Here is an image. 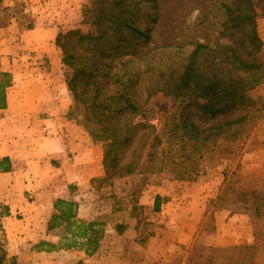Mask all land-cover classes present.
<instances>
[{
	"label": "trees",
	"instance_id": "1",
	"mask_svg": "<svg viewBox=\"0 0 264 264\" xmlns=\"http://www.w3.org/2000/svg\"><path fill=\"white\" fill-rule=\"evenodd\" d=\"M208 2L205 18L216 33L211 42L151 46L160 19L159 0H93L83 7L82 23L87 27L59 31L56 37L72 98L69 115L103 143L105 174L95 180L104 186L117 179L143 177L144 183L132 186L126 201L111 212L119 232L127 223L119 219L118 211H129L139 227L143 208L137 203L149 175L199 181L208 159L220 152L231 158L233 147L228 146L240 144L264 120V97L256 93L264 84V40L258 30L264 0ZM1 75L3 106L11 74ZM227 115L236 117L202 128L196 122ZM10 167L9 157L0 160V171ZM226 200L254 205L264 236V181L240 188L227 175L198 226L200 233L216 232L217 206ZM159 201L157 196V209ZM75 207L74 200L59 198L46 229L63 226L64 235L58 242L43 239L32 247L47 251L78 247L92 256L105 234L106 221H77ZM9 212L0 205V220ZM256 246L251 243L246 248ZM188 252L184 264H215L218 247L196 240ZM256 262L252 253L247 264ZM0 264L21 262L18 255L9 257L0 243ZM75 264L87 263L80 259Z\"/></svg>",
	"mask_w": 264,
	"mask_h": 264
},
{
	"label": "crops",
	"instance_id": "2",
	"mask_svg": "<svg viewBox=\"0 0 264 264\" xmlns=\"http://www.w3.org/2000/svg\"><path fill=\"white\" fill-rule=\"evenodd\" d=\"M57 31L43 26L24 30L10 23L0 34V81L2 72L11 74L6 105L0 106V160L9 157L11 162L8 171H0V205L8 207L10 212L1 217L0 227L10 239L32 238L27 252L23 246L20 249L19 245H11L13 254L24 255L21 263L28 255L40 258L71 253L80 255L71 263L75 264L81 256L88 255L78 247L50 251L32 247L43 239L58 242L64 235L63 226L46 229L59 198L76 202L77 221L100 222L105 214L117 211L120 206L104 209L106 185L91 184L92 178L105 174L103 155L98 154L97 145L69 115L72 98L65 81L61 50L55 43ZM20 38L26 48L38 53H19ZM32 61L37 65L30 70L23 68V63ZM165 178L162 184L172 188L171 191H158L151 200H146L147 192L152 189V185H146L137 203L143 209L149 207L159 213L162 222L160 230L144 241L145 254L151 263L179 258L184 247L197 236L207 200L219 189L210 180L199 183L177 181L166 175ZM114 185L115 182L109 186ZM94 193L98 199L88 203L92 200L87 196ZM157 196L160 197L158 209ZM221 219L222 216L217 218V225ZM137 222L136 219L127 221L123 232L115 229V223L112 229L121 238L131 237L132 243L139 242ZM104 236L92 256L102 252Z\"/></svg>",
	"mask_w": 264,
	"mask_h": 264
},
{
	"label": "rangeland",
	"instance_id": "3",
	"mask_svg": "<svg viewBox=\"0 0 264 264\" xmlns=\"http://www.w3.org/2000/svg\"><path fill=\"white\" fill-rule=\"evenodd\" d=\"M92 1L0 0V34L10 23H16L20 29L24 30L29 28L30 25H32L31 28L37 26L56 28L58 33L74 27L86 28L87 26L82 23L83 7L89 5ZM159 4L160 19L153 29L150 41L151 46L173 42L182 43L189 40L211 42L216 39V33L211 29V20L205 18V14L209 9L208 0H159ZM258 30L264 40V15L258 18ZM26 46L25 41L20 38L17 48L19 53H38L37 50L30 47L26 48ZM11 48L13 52L16 51L15 47ZM22 65H25L23 68L26 70H30L37 63L32 61L25 62ZM256 93L264 97V84L258 87ZM234 117L236 115H227L208 121L196 120V122L202 128ZM157 122L155 121V123ZM77 124L97 145L98 154L100 152L103 155V143L96 139L90 128L78 123V121ZM228 147H233L232 152L234 153L230 156L231 158L226 157L227 155L224 152L217 153L213 158L207 160L205 174L200 177L199 181L195 182L205 183L213 181L216 187L218 186L220 189L226 175L240 188L248 187L255 180L264 181V120L253 129L244 141L234 146L230 144ZM142 178V176L136 175L126 179H117L114 186L106 185L104 190V209L112 208L113 205L118 206L120 202L126 201L129 189L134 185H142L144 183ZM95 179H91V184L99 187V182ZM147 179L148 183L146 185H152V189L147 192L146 200H151L158 191L166 193V191H171L172 189L168 186L164 187L162 184L166 179L165 174H152ZM219 189L214 197L207 200L205 212L209 208L211 199L217 196ZM87 198H89V201L92 200L88 203H94L98 199L95 193L87 196ZM254 209V205L237 200L219 202L217 218L219 219L222 216V219L218 225L216 224V232L212 234L200 233L198 230L193 242L197 240L204 244L217 246L218 253L215 264H240L241 261L247 264L252 253L256 256V264H264V236L262 227L256 220ZM91 213L95 214L94 212ZM129 213V211H126L125 214L118 213V217L127 222L132 219ZM111 214V212H108L102 217V220L106 221L104 229L107 230L104 236L102 252L92 257L89 255L81 256L87 264H184L189 253L188 249L193 242L184 247V251L178 256L179 258H175L170 262L155 260L151 263L147 259L144 249L146 243H144L145 240L143 241L142 237L149 238L150 234H155L160 230L162 222L159 213L149 207L139 211V217L141 218L137 228H139L138 237L140 239L139 242L136 241L135 243L131 242L134 240L133 238H121L114 232L112 229L113 223L116 222L117 218L116 220L112 219ZM2 229L0 227V243L7 250L8 256L18 255L19 259L24 257L22 254H13L10 250L11 245H19L20 249L23 246V249L27 252L31 248L32 238L10 239ZM251 243H256L257 246L248 250L246 246ZM79 257L80 255L71 253L43 255L40 258H31L28 255L22 260L21 264H71L77 261ZM6 262L8 263L9 261Z\"/></svg>",
	"mask_w": 264,
	"mask_h": 264
}]
</instances>
